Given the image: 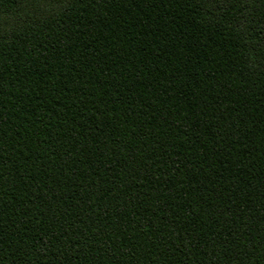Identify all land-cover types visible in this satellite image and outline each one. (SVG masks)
<instances>
[{
    "label": "trees",
    "instance_id": "trees-1",
    "mask_svg": "<svg viewBox=\"0 0 264 264\" xmlns=\"http://www.w3.org/2000/svg\"><path fill=\"white\" fill-rule=\"evenodd\" d=\"M0 264H264V0H0Z\"/></svg>",
    "mask_w": 264,
    "mask_h": 264
}]
</instances>
